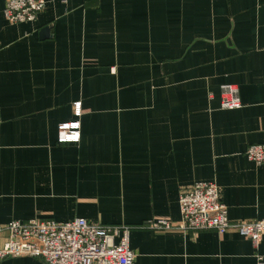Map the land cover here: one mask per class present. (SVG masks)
Returning <instances> with one entry per match:
<instances>
[{
	"label": "crops",
	"instance_id": "0c3cea01",
	"mask_svg": "<svg viewBox=\"0 0 264 264\" xmlns=\"http://www.w3.org/2000/svg\"><path fill=\"white\" fill-rule=\"evenodd\" d=\"M0 0V227L84 217L131 226L134 264H264L235 229L155 230L213 181L232 221L264 217V0H46L10 23ZM239 88L226 109L221 86ZM81 100V141H57ZM6 233H0V246ZM258 256H262L260 260ZM0 264H46L33 256Z\"/></svg>",
	"mask_w": 264,
	"mask_h": 264
},
{
	"label": "built area",
	"instance_id": "2783aa9c",
	"mask_svg": "<svg viewBox=\"0 0 264 264\" xmlns=\"http://www.w3.org/2000/svg\"><path fill=\"white\" fill-rule=\"evenodd\" d=\"M46 0H7L5 18L10 23L33 21L46 8ZM223 108L242 106L239 88L226 83L221 86ZM74 118L58 126L59 143L78 144L81 139V100L72 103ZM247 156L257 164L264 162V144L249 145ZM181 220H150L146 226L155 230H217L223 234L235 229L257 246L264 235V217L232 221L228 206L221 199L220 187L213 181H198L181 191ZM131 226L90 222L84 217L66 221L53 218L12 220L0 227L5 232L0 246V261L7 257L33 256L46 264H134L136 252L130 246ZM260 260L262 256H258Z\"/></svg>",
	"mask_w": 264,
	"mask_h": 264
}]
</instances>
